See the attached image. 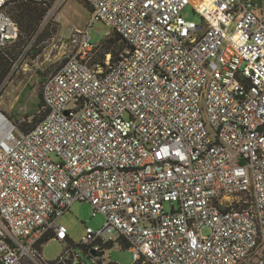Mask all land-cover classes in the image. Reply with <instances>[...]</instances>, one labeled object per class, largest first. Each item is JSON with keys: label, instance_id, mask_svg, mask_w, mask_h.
<instances>
[{"label": "built area", "instance_id": "1", "mask_svg": "<svg viewBox=\"0 0 264 264\" xmlns=\"http://www.w3.org/2000/svg\"><path fill=\"white\" fill-rule=\"evenodd\" d=\"M82 1L42 120L23 131L0 109V264H88L58 222L77 201L105 217L81 241L92 264L114 263L109 244L141 264H264V0ZM97 20L125 45L115 59L91 41ZM49 239L67 242L51 261Z\"/></svg>", "mask_w": 264, "mask_h": 264}, {"label": "rangeland", "instance_id": "2", "mask_svg": "<svg viewBox=\"0 0 264 264\" xmlns=\"http://www.w3.org/2000/svg\"><path fill=\"white\" fill-rule=\"evenodd\" d=\"M46 1L47 5L13 0L9 7L10 14L20 23L22 37L17 45L9 49L12 59L10 70L3 76V70L0 71V83L5 82L0 91V109L21 128L29 127L41 118L43 78L64 61L66 37L71 27L87 28L92 15L91 9L82 0H67L56 14L52 9L59 0ZM25 5L36 9L40 16L31 26L27 25V16L23 10ZM183 15L186 19L200 22V16L191 5L184 9ZM88 33L92 42L101 44L100 56L109 49L120 52L125 46L115 40L111 27L102 21L97 20L90 25ZM166 208H169V204H166ZM58 222L66 227L73 249L88 264H92L81 241L86 235L87 227L98 230L103 226L104 215L98 213L94 216L90 202L77 201L59 217ZM203 232L206 234L208 230L204 229ZM66 246L67 242L49 239L42 244L41 252L46 260L51 261L57 259ZM105 256L117 264H141L136 262L129 247L119 244L106 248Z\"/></svg>", "mask_w": 264, "mask_h": 264}, {"label": "trees", "instance_id": "3", "mask_svg": "<svg viewBox=\"0 0 264 264\" xmlns=\"http://www.w3.org/2000/svg\"><path fill=\"white\" fill-rule=\"evenodd\" d=\"M12 1H13V0H12ZM24 1H26V2H36V3L42 4V3L37 2V1H35V0H24ZM43 5H44V4H43ZM23 10H24V12L26 13V16H27V25H28V26H31V25L35 22V20H38V19L40 18V16H39L38 13L36 12V9H34V8L30 7V6H26V5H25V6L23 7ZM18 23H19V22H18ZM19 25H20V23H19ZM20 28H21V27H20ZM114 34H115V40H118V41H120L121 43H123V42L121 41V38L118 36V34L115 33V32H114ZM123 44H124V43H123ZM122 49H123V48H122ZM109 51H111L112 54H113V55H112V59H115V57H116L117 54L119 53V52H114L112 49H109V50L105 51L103 54H105V53H107V52H109ZM10 60H11V59L7 58V57L3 54V52L0 51V71H1V69L3 70V74H2V76L10 70V67H11V62H10ZM41 101H42V96H41ZM42 107H43V101H42V104H41V108H42ZM44 114H45V112L43 111V114H42L41 118H40L38 121H36L35 123L31 124L29 127H25V128H23V126H22L21 129H22L23 131H27V130H29L30 128H32V126H34L35 124H37L39 121L42 120ZM112 246H113V244H109V245H108V248H109V247H112ZM123 247H124V246H123ZM126 247H128V246H126ZM112 264H117V263H112Z\"/></svg>", "mask_w": 264, "mask_h": 264}, {"label": "water", "instance_id": "4", "mask_svg": "<svg viewBox=\"0 0 264 264\" xmlns=\"http://www.w3.org/2000/svg\"><path fill=\"white\" fill-rule=\"evenodd\" d=\"M92 253H95V250H92Z\"/></svg>", "mask_w": 264, "mask_h": 264}]
</instances>
